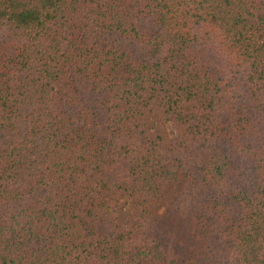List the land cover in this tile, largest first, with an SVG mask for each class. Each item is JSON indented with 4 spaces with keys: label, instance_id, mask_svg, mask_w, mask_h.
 Segmentation results:
<instances>
[{
    "label": "trees",
    "instance_id": "trees-1",
    "mask_svg": "<svg viewBox=\"0 0 264 264\" xmlns=\"http://www.w3.org/2000/svg\"><path fill=\"white\" fill-rule=\"evenodd\" d=\"M0 264H264V0H0Z\"/></svg>",
    "mask_w": 264,
    "mask_h": 264
},
{
    "label": "rangeland",
    "instance_id": "rangeland-1",
    "mask_svg": "<svg viewBox=\"0 0 264 264\" xmlns=\"http://www.w3.org/2000/svg\"><path fill=\"white\" fill-rule=\"evenodd\" d=\"M179 192L178 188H172L167 190V196H171L172 194H176ZM158 219L160 223L166 225H173L175 220V215L173 213H169L165 204H162L161 207L158 209Z\"/></svg>",
    "mask_w": 264,
    "mask_h": 264
}]
</instances>
